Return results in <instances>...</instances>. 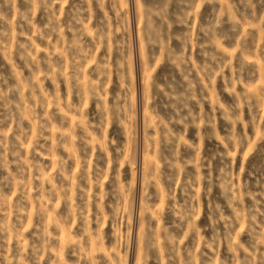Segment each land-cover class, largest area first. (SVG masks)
Wrapping results in <instances>:
<instances>
[{
  "label": "rangeland",
  "instance_id": "obj_1",
  "mask_svg": "<svg viewBox=\"0 0 264 264\" xmlns=\"http://www.w3.org/2000/svg\"><path fill=\"white\" fill-rule=\"evenodd\" d=\"M0 264H264V0H0Z\"/></svg>",
  "mask_w": 264,
  "mask_h": 264
}]
</instances>
